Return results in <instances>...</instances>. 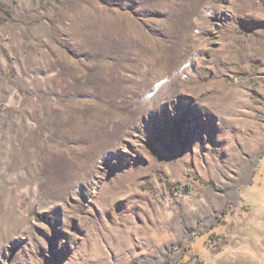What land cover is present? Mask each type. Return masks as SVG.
Listing matches in <instances>:
<instances>
[{"label":"rangeland","instance_id":"1","mask_svg":"<svg viewBox=\"0 0 264 264\" xmlns=\"http://www.w3.org/2000/svg\"><path fill=\"white\" fill-rule=\"evenodd\" d=\"M0 264H264V0H0Z\"/></svg>","mask_w":264,"mask_h":264}]
</instances>
